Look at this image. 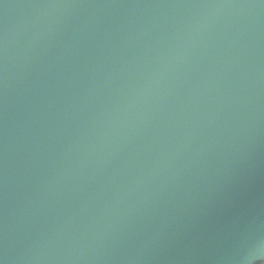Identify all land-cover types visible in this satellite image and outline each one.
Wrapping results in <instances>:
<instances>
[{
    "label": "water",
    "instance_id": "95a60500",
    "mask_svg": "<svg viewBox=\"0 0 264 264\" xmlns=\"http://www.w3.org/2000/svg\"><path fill=\"white\" fill-rule=\"evenodd\" d=\"M264 260V0H0V264Z\"/></svg>",
    "mask_w": 264,
    "mask_h": 264
},
{
    "label": "snow or ice",
    "instance_id": "6c2138e0",
    "mask_svg": "<svg viewBox=\"0 0 264 264\" xmlns=\"http://www.w3.org/2000/svg\"><path fill=\"white\" fill-rule=\"evenodd\" d=\"M259 264H264V260L259 261Z\"/></svg>",
    "mask_w": 264,
    "mask_h": 264
}]
</instances>
